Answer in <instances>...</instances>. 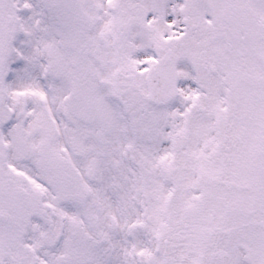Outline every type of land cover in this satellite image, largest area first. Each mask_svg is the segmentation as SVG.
I'll list each match as a JSON object with an SVG mask.
<instances>
[{
  "label": "snow or ice",
  "instance_id": "1",
  "mask_svg": "<svg viewBox=\"0 0 264 264\" xmlns=\"http://www.w3.org/2000/svg\"><path fill=\"white\" fill-rule=\"evenodd\" d=\"M0 264H264V0H0Z\"/></svg>",
  "mask_w": 264,
  "mask_h": 264
}]
</instances>
